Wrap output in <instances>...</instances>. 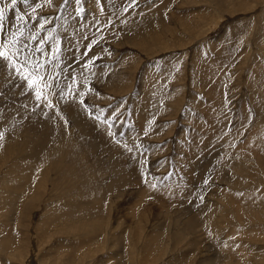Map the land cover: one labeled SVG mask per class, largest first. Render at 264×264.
<instances>
[{"label":"rangeland","instance_id":"374dc122","mask_svg":"<svg viewBox=\"0 0 264 264\" xmlns=\"http://www.w3.org/2000/svg\"><path fill=\"white\" fill-rule=\"evenodd\" d=\"M0 10V264H264V0Z\"/></svg>","mask_w":264,"mask_h":264},{"label":"snow or ice","instance_id":"6c2138e0","mask_svg":"<svg viewBox=\"0 0 264 264\" xmlns=\"http://www.w3.org/2000/svg\"><path fill=\"white\" fill-rule=\"evenodd\" d=\"M16 3V0H13V4ZM3 16H4V13H3V10H0V21L3 20ZM0 27H2V24H0ZM2 47V46H0ZM0 59H3L4 61H11L13 59V57L9 56L6 51L4 50H0ZM49 79H52V77H49ZM39 94H37V99L39 100Z\"/></svg>","mask_w":264,"mask_h":264},{"label":"bare ground","instance_id":"6f19581e","mask_svg":"<svg viewBox=\"0 0 264 264\" xmlns=\"http://www.w3.org/2000/svg\"><path fill=\"white\" fill-rule=\"evenodd\" d=\"M110 2H111V0H110ZM109 3V2H108ZM159 8V7H158ZM155 9V8H154ZM159 12V11H158ZM159 14H161V13H159ZM156 15V14H155ZM146 21H148V19H146ZM78 38V37H77ZM84 39V38H83ZM70 51V50H69ZM71 52V51H70ZM74 84V83H73ZM68 92V91H67ZM25 96V95H24ZM70 102V101H69ZM72 103V102H71ZM74 107V106H73ZM75 107H77L76 105H75ZM76 111H75V113H74V115H76L77 117L79 116V113H80V111L78 110V109H75ZM71 111V110H70ZM73 111V110H72ZM73 113V112H72ZM84 118V117H83ZM87 118V117H86ZM218 118V117H217ZM79 119L80 118H78V120H77V122L79 121ZM82 122V121H81ZM85 122V121H84ZM83 122V123H84ZM80 123V122H79ZM91 128L93 127V126H90ZM90 128V129H91ZM1 129V128H0ZM89 134V133H88ZM99 144V143H98ZM15 151V150H14ZM118 152V151H117ZM117 155V154H116ZM121 159V158H120ZM134 160V159H133ZM122 161V160H121ZM16 164V163H15ZM30 166V165H29ZM204 166V165H203ZM120 167V166H119ZM206 167V166H205ZM27 169V168H26ZM29 169L32 171L33 170V166H32V164H31V166L29 167ZM198 171V170H197ZM128 173H129V170H128ZM127 173V174H128ZM133 174V173H132ZM131 174V175H132ZM17 178V177H16ZM201 178V177H200ZM20 179V178H19ZM130 180V179H129ZM255 180V179H254ZM134 182V181H133ZM24 183V182H23ZM27 183V182H26ZM18 187V186H17ZM21 190V189H20ZM144 197V196H143ZM94 222V221H93ZM86 233V232H85ZM197 251V250H196ZM213 264V263H212Z\"/></svg>","mask_w":264,"mask_h":264}]
</instances>
